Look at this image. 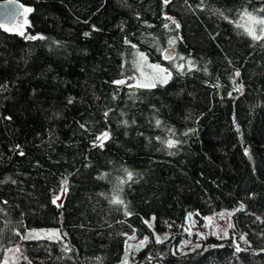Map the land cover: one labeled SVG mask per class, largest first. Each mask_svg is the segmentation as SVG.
Wrapping results in <instances>:
<instances>
[{
    "label": "trees",
    "instance_id": "obj_1",
    "mask_svg": "<svg viewBox=\"0 0 264 264\" xmlns=\"http://www.w3.org/2000/svg\"><path fill=\"white\" fill-rule=\"evenodd\" d=\"M17 1L23 30L0 24V261L264 264V39L241 23L264 0ZM142 54L166 83L123 80ZM209 212L226 225L188 234Z\"/></svg>",
    "mask_w": 264,
    "mask_h": 264
},
{
    "label": "rangeland",
    "instance_id": "obj_2",
    "mask_svg": "<svg viewBox=\"0 0 264 264\" xmlns=\"http://www.w3.org/2000/svg\"><path fill=\"white\" fill-rule=\"evenodd\" d=\"M19 13L20 14L15 17L11 24L5 25L7 28L18 33L23 30L26 21L25 11L22 10ZM241 19V23L249 33L251 32L252 35L260 36L264 39V24L256 23V21L264 20V15L246 14V16L242 17ZM127 63L132 68V70L123 80L130 84H133L134 86H137L138 84L155 85L157 83H162L164 79H168L171 72L166 67V63L156 57H151L150 59L145 58L144 55H140L137 58L129 57L127 59ZM154 65L158 67H152ZM186 225L188 234H190L189 232L191 230H197L196 233L200 234L206 232L215 234L226 225V220L222 213L209 212L203 214L201 218H197L196 216L189 217ZM32 232L35 236L56 235L55 229L47 227L36 228ZM186 241H191V235H188L186 237L185 242ZM136 243L137 241H133V243L127 242L122 261L125 262L133 258ZM0 264H5V262L0 261Z\"/></svg>",
    "mask_w": 264,
    "mask_h": 264
},
{
    "label": "water",
    "instance_id": "obj_3",
    "mask_svg": "<svg viewBox=\"0 0 264 264\" xmlns=\"http://www.w3.org/2000/svg\"><path fill=\"white\" fill-rule=\"evenodd\" d=\"M22 9V4L17 0H0V24H11ZM165 54L169 55L170 51H165Z\"/></svg>",
    "mask_w": 264,
    "mask_h": 264
},
{
    "label": "snow or ice",
    "instance_id": "obj_4",
    "mask_svg": "<svg viewBox=\"0 0 264 264\" xmlns=\"http://www.w3.org/2000/svg\"><path fill=\"white\" fill-rule=\"evenodd\" d=\"M167 2H168V0H165V3H167ZM28 11H31V10L28 9ZM256 23L264 24V20L256 21ZM249 34H252V33L250 32ZM254 38L255 39H260V37H255V36H254ZM152 67L156 68L158 66H155L154 65ZM161 71H163V70H161ZM237 75H238V73H237ZM162 82L166 83L167 82V79H164ZM116 83L122 84V83H124V81H117ZM154 86H155L154 84H138L137 85V87H154ZM98 139H100L101 140V143H102L103 140L107 139V133L102 134V137H98ZM168 146L169 147H172L173 146V142L170 141ZM129 175H131V174H129ZM57 199H59V198H57ZM53 202L55 203V201H53Z\"/></svg>",
    "mask_w": 264,
    "mask_h": 264
}]
</instances>
